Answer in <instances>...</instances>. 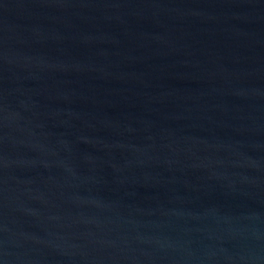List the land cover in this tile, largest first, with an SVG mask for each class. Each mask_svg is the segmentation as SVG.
Wrapping results in <instances>:
<instances>
[{"label": "water", "instance_id": "obj_1", "mask_svg": "<svg viewBox=\"0 0 264 264\" xmlns=\"http://www.w3.org/2000/svg\"><path fill=\"white\" fill-rule=\"evenodd\" d=\"M0 264H264V0H0Z\"/></svg>", "mask_w": 264, "mask_h": 264}]
</instances>
